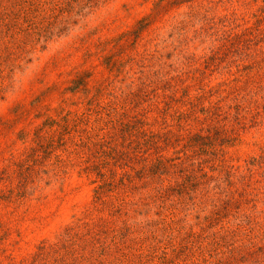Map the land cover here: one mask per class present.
Masks as SVG:
<instances>
[{
	"label": "rangeland",
	"instance_id": "rangeland-1",
	"mask_svg": "<svg viewBox=\"0 0 264 264\" xmlns=\"http://www.w3.org/2000/svg\"><path fill=\"white\" fill-rule=\"evenodd\" d=\"M0 264H264V0H0Z\"/></svg>",
	"mask_w": 264,
	"mask_h": 264
},
{
	"label": "trees",
	"instance_id": "trees-1",
	"mask_svg": "<svg viewBox=\"0 0 264 264\" xmlns=\"http://www.w3.org/2000/svg\"><path fill=\"white\" fill-rule=\"evenodd\" d=\"M147 108H144L143 111L137 112L134 115L131 116L132 121L129 119L124 125L125 131L127 133L132 134L133 130L136 135V140L134 141V144L132 142L129 144L128 150H123L117 148V146L109 147V152L112 153L113 159L115 162H119L120 159L123 161V166L125 168L132 169V164L134 162V159H137L140 163V166L138 169H135L134 174L127 173L126 180L129 182V185L126 186H134L133 179L137 178L139 180H144V178H150L151 180L156 179L158 180L163 175H168L170 172V166L173 164V159L168 158L162 154V149H164L165 145L171 144L167 139L163 138L161 140V133L154 132L150 128L147 127L149 125L148 118L146 116ZM108 136H110L108 134ZM100 137V136H99ZM98 144L102 143H108L107 139H103V137H100L98 141H96ZM153 154L154 158L150 159L149 156ZM115 165V164H114ZM93 170L94 165L92 164ZM87 169H90L91 166L88 165L86 167ZM101 173H98V175L92 180V182L96 183V187L94 189V199L97 201H103L105 194L108 192H113L115 189V185L108 183L107 186L104 184L103 177H100ZM121 186H124L125 180H121ZM167 190H169V187H162L155 189L154 194H151L149 196H146L144 199H141V203L144 206H148V199H157V198H163L167 194ZM114 210H119L120 206L117 205V207H114ZM149 226L151 227L152 222H150ZM160 222H156L153 224L154 229L149 230L148 234L145 235V238H157L158 234L156 233V230L158 229L156 225H158ZM163 227L167 226V224H163ZM166 228V227H165ZM163 228V229H165ZM165 258H163L164 260ZM167 260V259H166ZM100 263H103V260H100Z\"/></svg>",
	"mask_w": 264,
	"mask_h": 264
}]
</instances>
